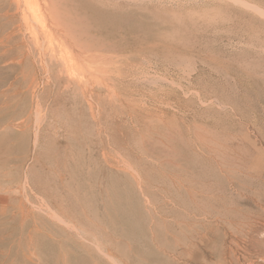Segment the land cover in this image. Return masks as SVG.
<instances>
[{"label": "rangeland", "instance_id": "374dc122", "mask_svg": "<svg viewBox=\"0 0 264 264\" xmlns=\"http://www.w3.org/2000/svg\"><path fill=\"white\" fill-rule=\"evenodd\" d=\"M57 3L116 73L91 95L40 72L0 1V264L214 263L187 224L264 208V0Z\"/></svg>", "mask_w": 264, "mask_h": 264}, {"label": "bare ground", "instance_id": "6f19581e", "mask_svg": "<svg viewBox=\"0 0 264 264\" xmlns=\"http://www.w3.org/2000/svg\"><path fill=\"white\" fill-rule=\"evenodd\" d=\"M14 1L18 12H21V28L26 30L28 41L37 48L41 57L40 72L45 69L58 81L64 80L69 87L77 86L83 93L95 94L96 87L111 90V80L116 71L109 42L91 34V29L75 24L74 20H82L72 14H64L57 0ZM117 1L120 5L124 2ZM237 180L229 178L227 181L234 203L240 202L246 194L243 189L247 190V186ZM256 202L264 205V193L253 196V205ZM259 208H253V213H243L239 218L221 212L196 216L195 222L187 224L195 229L190 246L194 237L204 238L207 233L214 234L217 243L213 246L215 255L211 257L216 261L212 264H264V208ZM192 257L194 255H172V262L179 264L184 259L183 263L188 264Z\"/></svg>", "mask_w": 264, "mask_h": 264}]
</instances>
